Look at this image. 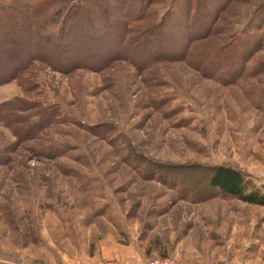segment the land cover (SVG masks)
Instances as JSON below:
<instances>
[{"label": "rangeland", "instance_id": "374dc122", "mask_svg": "<svg viewBox=\"0 0 264 264\" xmlns=\"http://www.w3.org/2000/svg\"><path fill=\"white\" fill-rule=\"evenodd\" d=\"M103 1L0 57V264H264V0Z\"/></svg>", "mask_w": 264, "mask_h": 264}, {"label": "trees", "instance_id": "16d2710c", "mask_svg": "<svg viewBox=\"0 0 264 264\" xmlns=\"http://www.w3.org/2000/svg\"><path fill=\"white\" fill-rule=\"evenodd\" d=\"M18 1L20 0H0V57L8 56V58H10V60L6 62L7 65L12 62L16 63L18 61L16 60L17 57L22 58L25 55L32 56L30 55V46L33 43H37V41L52 43L54 46H59L60 48L58 47V49L67 48V44L70 43L59 42V39H61L59 37L65 28L66 22L75 14L80 15V13L76 12L94 13L95 11L92 9L93 6L87 5L89 2L92 4L93 2L100 3L99 12L103 13V16L111 14V12H109V4L105 2V5L103 3L104 8L101 5V3L104 2L103 0H37L35 4H33L34 6H41L42 4L52 5L48 9H50L51 14L53 12V15H49L45 18L44 28L38 29L35 22V20H37V14L34 13L32 5V2L35 0H29L31 5L29 7L28 16H24L22 11L19 10V5L17 6ZM21 4L25 5L26 2L23 0ZM18 16L20 19L16 25L15 21ZM107 21L104 19V22H101L102 24L97 23L99 22L98 20L92 21V24L91 22L89 23L92 29L84 26L82 30L87 33L91 30L95 34L98 30L102 31V29L105 30L106 28L111 29L109 25H106ZM78 23L79 22H75L73 26ZM35 30H37L36 38L38 40L34 42L32 39L36 40V38L34 34V37H32V33H34ZM56 38L57 42L54 40ZM56 50L57 49H55V51ZM8 68L9 67H5V69ZM11 68L12 67H10V69ZM209 184L222 195L235 197L243 202L264 206V190L261 191L257 188H250L248 180L245 178V173L230 165L212 166Z\"/></svg>", "mask_w": 264, "mask_h": 264}, {"label": "built area", "instance_id": "2783aa9c", "mask_svg": "<svg viewBox=\"0 0 264 264\" xmlns=\"http://www.w3.org/2000/svg\"><path fill=\"white\" fill-rule=\"evenodd\" d=\"M153 264H169V261H167L166 259L160 261L156 260Z\"/></svg>", "mask_w": 264, "mask_h": 264}]
</instances>
